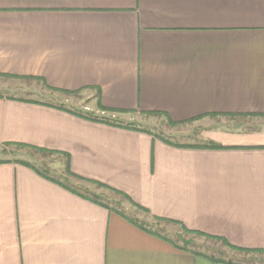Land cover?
<instances>
[{"label":"crops","instance_id":"0c3cea01","mask_svg":"<svg viewBox=\"0 0 264 264\" xmlns=\"http://www.w3.org/2000/svg\"><path fill=\"white\" fill-rule=\"evenodd\" d=\"M0 77L87 91L89 109L120 125L148 114L177 124L264 117V0H0ZM64 108L0 93V264H239L217 250L264 254V130L214 128L209 143L169 144ZM4 146L58 155L77 183L117 190L218 249L180 246L3 156Z\"/></svg>","mask_w":264,"mask_h":264},{"label":"rangeland","instance_id":"374dc122","mask_svg":"<svg viewBox=\"0 0 264 264\" xmlns=\"http://www.w3.org/2000/svg\"><path fill=\"white\" fill-rule=\"evenodd\" d=\"M0 93L7 95H15L26 98L44 99L46 101H51L58 104L59 106L66 107L73 111H80L87 114H96L100 116L99 118L105 119L106 121L120 122L116 115L100 110L98 113L94 110L91 111L90 104L93 99L91 94L87 91L78 93H67L52 90L51 88L45 86L43 83L32 78L25 79H10L0 77ZM143 120L133 121L132 124L138 126L141 129L149 131L153 135L161 138L167 139L175 143H209L210 139L206 137L207 133L212 131L214 128L232 131H245L247 129L261 131L264 130V117H236L228 120H217V121H195L187 123H173L164 116L160 114H148L147 116H142ZM1 152V151H0ZM3 152L7 154H2L10 159L17 160V157H21L24 160L17 161H29L33 164L39 171L43 172L50 178L62 181L63 183L73 187L85 196H90L93 198L100 199L101 202L105 203L111 208H115L121 212H124L129 217L137 219L140 223L150 226L156 229L157 232L166 233L175 242L181 244L180 246L190 245L191 247L200 246V248L195 247L197 251L207 252V249H218V244L216 242H211L207 239L201 238L199 236H192L185 233L177 225L166 222L163 220L153 219L149 217L146 213L139 209L134 208L127 202L124 197L113 192L112 190H107L99 185L87 186L77 183L71 176L68 175L65 169L64 159L55 155L53 153L42 152L37 150L23 149L20 146H4ZM27 160V161H26ZM184 241V242H183ZM184 243V244H183ZM221 246V245H220ZM220 249V250H219ZM217 251L225 254L228 260L237 261L239 264H256L260 260L264 261V254L255 253L253 251L243 252H233L230 253L228 249L220 247ZM230 253V254H229ZM212 254V253H211Z\"/></svg>","mask_w":264,"mask_h":264},{"label":"trees","instance_id":"16d2710c","mask_svg":"<svg viewBox=\"0 0 264 264\" xmlns=\"http://www.w3.org/2000/svg\"><path fill=\"white\" fill-rule=\"evenodd\" d=\"M67 93H71V92H67ZM60 108H63V109H65L64 107H62V106H60ZM89 119H92V120H96V121H101V122H106V123H110L109 121H106L105 119H99V118H92V117H89ZM171 122H173V121H171ZM173 123H176V122H173ZM112 124H116V123H112ZM117 126H122L123 128H127V129H135V130H140V129H138V128H136V126L135 125H133V124H128V125H120V124H116ZM141 131H144V132H146V133H149V134H152V133H150L149 131H146V130H144V129H142ZM163 140H165L167 143H169V144H172V142L171 141H169V140H167V139H163ZM215 147V146H214ZM39 151H42V152H46L45 150H39ZM20 163H22V164H24V165H26V166H28V167H32V168H34L31 164H29L28 162H24V161H19ZM98 185H100V186H102V187H105V188H108V189H110V190H112L113 192H115V193H117V194H120V195H122V196H124V197H126L128 200H130V198L128 197V196H126L125 194H123V193H121V192H119V191H117V190H114V189H111V188H109V187H107V186H105V185H103V184H100V183H98ZM83 196H85V195H83ZM85 198H88L89 200H92L93 202H95V203H97V204H100V205H103V206H106L107 208H110L108 205H106L105 203H103V202H101V200L100 199H97V198H89L88 196H85ZM139 209H141V210H143V211H145V212H148L147 210H145L144 208H142V207H140V206H137ZM122 216H126V215H124L123 213H120ZM159 221L160 220H162V219H160V218H157ZM133 222H135L136 224H138V221H134V220H132ZM171 223H176V222H173V221H170ZM140 227H142V228H144L142 225H139ZM184 229V231L186 232V233H190L188 230H186L185 228H183ZM184 242V241H183ZM224 243L225 244H227L225 241H224ZM240 251H250V250H240Z\"/></svg>","mask_w":264,"mask_h":264}]
</instances>
